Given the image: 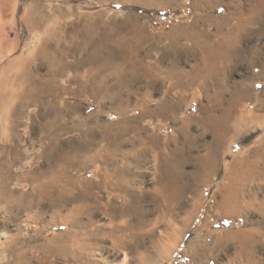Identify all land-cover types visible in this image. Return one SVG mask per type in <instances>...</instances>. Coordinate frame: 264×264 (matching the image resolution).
I'll return each mask as SVG.
<instances>
[{"label":"rangeland","instance_id":"374dc122","mask_svg":"<svg viewBox=\"0 0 264 264\" xmlns=\"http://www.w3.org/2000/svg\"><path fill=\"white\" fill-rule=\"evenodd\" d=\"M208 1L170 0L147 4L141 0H0V189L6 193L5 195L0 193V264H13L18 254L24 256L28 264H42L39 262L42 259H47V264H86L84 254L80 257L67 254L48 255L47 249L39 246L52 238L54 233L64 230V227L49 222L57 209L47 199L41 200L42 204L38 208L43 213V219L33 218L37 208L33 204L35 190L32 187V177L37 174L39 177L43 176V179L51 180L60 167L59 163L52 159L53 156L64 151L71 137L79 139L80 133L90 126L93 129H90L87 140L92 141V148L95 149L98 144L104 145L99 130L95 128L100 120H125L138 114V109L154 108L160 101L178 98L180 103L168 114H157V118L144 117L140 120H161L160 123L166 124L167 128L160 132L151 124L149 131L156 135L162 133V139H168L162 145L164 152L168 153L170 149L178 148L174 155L176 158L185 157L184 170L189 171L198 166L194 157L196 154L211 151L215 141L213 132L210 129H203L196 121H192L194 123L191 122L190 125L192 144L185 142L180 133L178 142L170 140L169 128L172 125L176 127L182 124V120H198V117L208 112L210 103L202 95L200 78L185 88L171 89V83L175 80L167 70L171 66V59H166L161 69L151 70L149 73L144 68L132 73L130 63L125 64L119 52L110 57L111 64L107 66L99 64L91 66L86 62L92 45H99L101 49L117 50V46L124 40H137L139 36L144 37L147 34L150 39L143 42L141 52L133 58L137 57L138 64L140 62L154 65L162 51L167 52V46L172 39L177 38L180 40L178 45H182L180 37L182 27L196 24L198 31L214 33L217 21L214 15L221 13L230 16V20L223 27L224 30H227L228 23L238 21V11L245 18L250 15L248 10L252 0H224V3L220 0L222 6L219 7L216 6L217 1L210 0L209 4ZM117 4L120 7H116ZM261 14H264L263 10L260 14H254L253 21L248 22L245 29L238 32L239 50L235 57L225 62L227 68L224 67L221 80L228 91L243 84L251 88L252 97L245 100L244 109L248 110V115L254 111L257 113L256 123L233 142L224 144L218 165L219 172L217 176H213L208 186H201L200 191L197 189L188 192L175 203L174 212L178 214L175 216L177 224L175 232L178 234V242L170 253H167L168 255L160 253L158 258L155 249L150 245L151 234L148 232L143 235L144 247L140 249H147L154 257L143 260V263L140 261L139 250L109 249V241L106 242L107 248L103 251L96 249L94 255L92 254L94 257L89 258L95 259L98 264H102L104 258L108 264H120L119 262H123L122 253H126V264H215L214 259L205 255L206 251L190 248L193 240L204 236L205 241L209 242L211 236H216L229 228L242 227V218L225 219L219 210L213 209V205L220 199L218 183L223 170L235 158L249 154L252 149L264 142V107L254 104L255 96L260 97L263 94L261 86L264 83L261 79H259L261 82H255L258 80L257 74L264 67V15ZM106 40L110 42L107 43ZM44 44L68 51L63 59L68 63V68L57 77L55 83L58 86H54L53 93L43 95L39 102L21 105L19 94L23 93L24 88L32 83L41 85L50 80L48 63L37 54V50ZM242 48L245 50L244 53ZM195 54H183L179 67L190 70L196 66L200 62V53ZM116 63L125 64L121 73H124L123 77L132 80L122 87L123 94L129 96L130 102L122 101L124 113L115 116L116 112L113 110L119 106L116 105L117 99L106 95L107 99L96 102L93 90L90 88L78 90L70 78L75 74L84 78L92 74L101 77L100 79L105 76L102 91L110 94L117 83L119 68L116 69ZM23 66L28 69L29 76V79H26L27 83L24 84L17 77ZM129 91L130 95L127 94ZM228 91L226 90V96L229 95ZM201 105L207 109L202 110ZM56 108H63L60 116H56ZM215 109L221 110L220 106ZM86 113H93L94 116L86 119ZM127 144H124V148H130ZM140 166V170L138 167H131L134 169L129 170L136 175L133 176L134 180L131 179V185L133 189L145 192L141 205L146 209L147 222H151L155 221L160 212L156 208L159 199L151 192L154 183L150 171L143 165ZM93 169V165L88 164L82 169H72L70 173L78 179V184H81L86 179L97 176ZM7 173L9 177L6 176L7 179L4 180L2 177ZM25 174L31 178L24 177ZM97 191L93 190L95 196L98 195L100 201H103L106 191ZM196 199L202 201L203 207L199 208L198 217L194 219L191 227L184 229L187 210ZM82 202V199H77L74 203ZM59 213H67L66 203L61 206ZM94 216V220H98L99 224L108 221V216L103 211L96 212ZM166 223L158 222L154 226L153 234L157 235L159 229H163ZM148 227L150 224L146 226ZM233 240L237 243L235 244ZM236 240L232 239V242L230 240L226 244L227 247L219 249L218 256L223 264H244V260L241 262V257L236 256L240 254L239 240ZM255 248L257 253L254 251L256 253L254 255L261 257V261L256 259L257 263L261 264L263 261L264 264V241L260 245L256 244ZM107 251L109 253H106ZM156 257L158 262L155 263L153 258Z\"/></svg>","mask_w":264,"mask_h":264},{"label":"bare ground","instance_id":"6f19581e","mask_svg":"<svg viewBox=\"0 0 264 264\" xmlns=\"http://www.w3.org/2000/svg\"><path fill=\"white\" fill-rule=\"evenodd\" d=\"M141 1L147 4H154L170 0ZM215 1H217L216 6L219 7L222 6L221 2L224 0H221V2H219L220 0ZM251 2L250 10H248L250 15L245 18L238 11V21L236 23H228L227 30H224L223 27L230 20V16L221 13L214 15L215 19L220 22L216 21L214 33L198 31L196 24L182 27L183 31L180 34L182 45H178L180 40H177V38L172 39L167 46V52L162 51L160 58L156 60L154 65H145L140 62L138 64L137 57L133 58V56L141 52L143 42L150 39L147 34L144 37L139 36L137 40L126 39L120 44L118 43L117 50L111 48L101 49L98 47L99 45H92V49L86 58V62L91 66L95 64L100 66L110 65V57L115 52H119L125 64L128 65L130 63L132 73H135L139 68H144L148 73L151 70L161 69L165 60L171 59V66L167 69L170 76L175 78L171 83V89L185 88L200 78L202 81L200 83L202 95L210 103L208 112L198 117V120H182V124L176 127L172 125L169 128L170 140L178 142L177 139L180 133L185 142L192 144L190 125L192 121H196L203 129H210L213 132L215 141L210 152L206 151L194 156L198 166L189 171L183 168L185 157H175L174 151L178 149L177 147L170 149L168 153L163 151L162 145L168 139H162V133H157L156 135V133L150 132L149 125L152 124L160 132L167 128L166 124L160 123L161 120L140 119L144 117L157 118V114H168L170 110L176 108L180 103L178 98L167 99V102L160 101L159 105L154 108L138 109V114L129 116L125 120H100L95 128L99 130L101 141L104 145L98 144L95 149L92 148V141L87 140L90 129H93L91 126L80 133L81 137L79 139L71 137L64 151L54 155L52 158L59 163L58 173L51 180L43 179V176L39 177L37 174L32 177L35 181L33 187L35 190V201L32 203L37 208L33 218L43 219V213L38 208L42 204L41 200L47 199L57 209L56 214L53 213L52 215L53 219L49 222L64 227V230L54 233L52 238L46 243L39 245L47 249L48 255L67 254L80 257L84 254L86 264H98L95 259L93 260L89 256L94 255L96 249L103 251L104 248L108 247L106 242L109 241V249L139 250L140 261L143 263V260L152 258L154 255L150 254L147 249H140L145 240L143 235L148 232L151 234L150 245L155 249V254L157 253L158 258L160 253H170L178 242V234L175 232L177 227L175 216L178 215L174 212L175 203L188 192L197 189L200 191L201 186H208L212 182L213 176L219 172L218 165L224 144L233 142L247 130H250L256 123L257 113L254 111L251 115H248V110L244 109L245 100H249L252 97L251 88L242 83L243 85L235 86L234 90L228 91L226 85L221 82L224 67L225 69L227 68L225 62L235 57L239 50L237 45L238 32L244 30L248 22L253 21L254 14H260L262 10L264 11V0H252ZM263 15L261 14V16ZM108 41L110 42V40ZM107 45L109 46V44ZM242 51V53L245 52L244 49ZM196 52L200 53V62L196 66L190 70H183L179 67L183 54L194 53L196 55ZM67 53L68 51L65 49L51 48L46 44L37 50L38 56L48 63L51 73L50 80L41 85L32 83L24 88L23 93L20 92L19 94L21 105L39 102L43 95L48 92L53 93L54 86H58L55 83L57 77L68 68V63L63 61ZM123 63H116V69L119 68L117 83L110 94L107 91H102L104 90L102 86L106 79L105 76L100 79L101 77L99 78L92 74L84 78L75 74L70 79L77 85L78 90L86 88L93 90L92 93L96 102L105 99L106 95L114 100L117 99L118 104L116 105L119 106L113 112H116L115 116L117 114L121 115L124 113L122 101L130 102L129 96L123 94L122 87L125 84H129L131 79L128 80L123 77L124 73H121L125 65ZM17 77L23 82L22 84L27 83L26 79H29L28 69L23 66L22 72ZM256 78L258 80L255 82H261L259 79L264 82V67ZM261 88L263 94L260 97L255 96L254 104L255 106L264 107V83H262ZM226 90L229 92L228 96H226ZM127 94L130 95L131 92L129 91ZM218 106L221 108L220 111L217 110L218 108L215 109ZM200 108L202 110L207 109L204 105H201ZM55 112L56 116H60L63 113V108H56ZM93 116V113H86V119H90ZM125 143H128L130 148H124ZM80 151L83 153H80ZM88 164L93 165V170L97 172V176L78 184V179L70 171L75 168L82 169ZM141 164L150 171L151 179L154 183L151 192L159 199L156 208L160 212L155 217V221L152 220L151 222H147L146 209L141 205L145 192L143 193L141 189L135 190L131 185V179H135L133 177L135 173L133 174L129 170L131 167H138L139 169ZM144 168H141V170ZM6 176L9 177L8 173L2 178L5 180L7 179ZM220 177L221 179L218 183L220 199L215 201L213 209L219 210L225 219L232 217L242 218L243 225L237 229L229 228L216 236H211L209 242H206L205 237L201 236V238L193 240L190 248L199 251L204 250L206 251L205 255L214 259L215 264H223L218 256L219 249L224 246L227 247L226 244L230 240L232 242V239H237L240 244L238 245L240 254H234V257L240 256L241 258H239L241 262H243L242 259L244 260V264H260L257 263L256 259L261 261V257L256 255L258 256L256 258L254 251L257 253V250H254V248L256 244L260 245L264 241V142L252 149L249 154L235 158L223 170ZM79 185H84V187ZM93 190L106 191L104 200L100 201ZM0 193L4 194V190L0 189ZM77 199H82L83 202L74 203ZM65 203L67 204V213L61 214L59 211ZM201 207H203V203L199 199L191 203L184 220V229L191 227L194 219L198 217L197 212ZM99 211H103L108 216L106 223L99 224L98 220H94L95 213ZM160 221H166L167 223L164 224L166 226L163 229H159L157 235L153 234L154 226ZM149 224L150 227L146 228ZM233 241L235 242V240ZM106 253H109V251ZM122 254L121 260L123 262L119 263L126 264V253ZM100 255L102 256V253ZM157 257L156 259L153 258V262H158ZM100 260L102 261L103 259ZM39 262L47 264V259L39 260ZM102 262L108 264L105 258ZM13 264L28 263L25 262L24 256L18 254L17 260Z\"/></svg>","mask_w":264,"mask_h":264},{"label":"crops","instance_id":"0c3cea01","mask_svg":"<svg viewBox=\"0 0 264 264\" xmlns=\"http://www.w3.org/2000/svg\"><path fill=\"white\" fill-rule=\"evenodd\" d=\"M26 176V178H28V179H30L31 178V176H29V175H27V174H25L24 175V177ZM30 177V178H29ZM33 185H35V181L32 179V187H34ZM31 187V188H32ZM25 207V206H24ZM28 207V206H27Z\"/></svg>","mask_w":264,"mask_h":264},{"label":"snow or ice","instance_id":"6c2138e0","mask_svg":"<svg viewBox=\"0 0 264 264\" xmlns=\"http://www.w3.org/2000/svg\"><path fill=\"white\" fill-rule=\"evenodd\" d=\"M116 7H120V5L117 4Z\"/></svg>","mask_w":264,"mask_h":264}]
</instances>
